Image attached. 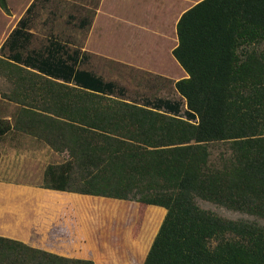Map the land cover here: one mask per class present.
I'll return each instance as SVG.
<instances>
[{"label": "trees", "instance_id": "obj_1", "mask_svg": "<svg viewBox=\"0 0 264 264\" xmlns=\"http://www.w3.org/2000/svg\"><path fill=\"white\" fill-rule=\"evenodd\" d=\"M7 3L0 0L9 11ZM177 33L173 54L189 76L176 88L187 117L181 102L147 106L115 82L76 75L73 57L52 43L66 59L50 58L42 72L0 56L10 84L1 98L18 104L0 117V139L20 132L68 154L47 166L45 188L138 202L134 232L147 211L150 227L156 223L149 206L166 208L144 264H264V225L198 203L264 218V0H201L182 14ZM81 74L94 83L80 82ZM96 207L101 218L104 206ZM0 264L95 262L0 236Z\"/></svg>", "mask_w": 264, "mask_h": 264}, {"label": "crops", "instance_id": "obj_2", "mask_svg": "<svg viewBox=\"0 0 264 264\" xmlns=\"http://www.w3.org/2000/svg\"><path fill=\"white\" fill-rule=\"evenodd\" d=\"M38 1L8 0L9 11L0 6V56L42 72L43 62L50 58L51 62L52 59H66V53L58 52V56L52 53L53 44H57V49L62 46L58 42L49 41V38L47 46L35 48L33 40L36 35L43 38L46 31H38L40 34L35 31L37 18L34 13ZM199 1L201 0H106L108 7H104L102 11L105 3V0H102V7L98 5L92 17L81 16L74 24L80 29L90 26L91 49L86 51L82 46L81 50L76 49L73 54V50H67L65 47L68 56L71 55L70 58L73 57L75 61L76 75H79L80 71L94 74L92 69L83 67L89 53L104 57L109 55L93 47L96 39H100L102 43V38H121L119 45L128 44L129 48L136 46L137 52L145 54L148 58L156 56L158 66H152L149 62H145V65L130 62L125 60V54L121 62L128 63L127 65L135 70L148 72L146 80L157 78L153 81L154 84L158 78L164 81L163 78L172 79V75L179 76L174 80V87L178 92L176 82L189 75L173 54L179 44L177 24L182 14ZM158 2L163 4L161 6L167 12L173 9L171 18H160L157 14L150 18L145 17L149 6L147 3L155 5ZM144 9L146 12L143 14ZM103 15L105 18H102ZM41 22V25L45 26L44 20ZM91 63L93 64L92 61ZM168 64L174 66V71L171 69L174 73H171ZM95 73L97 77L104 78ZM151 73L155 76H151ZM84 76H79L80 82L90 86L87 84L89 76ZM89 82L94 83L92 80ZM70 83L77 84L76 81ZM121 87L117 85V88ZM161 90L159 86L158 91ZM25 136L28 135L13 131L0 139V236L19 240L58 255L91 259L95 264H144L167 213L166 208L149 206L151 214L157 216L156 223L150 227L152 220L148 218L147 211L142 225L134 232L139 208L136 201L62 191L34 184L36 180L28 177L33 175L32 160L43 163V158H50L52 149L49 145H42V142L26 143L23 141ZM8 151L12 162L1 165L8 157ZM97 204L104 206L101 218L94 207ZM112 206L119 209L115 214L109 212L113 210Z\"/></svg>", "mask_w": 264, "mask_h": 264}, {"label": "rangeland", "instance_id": "obj_3", "mask_svg": "<svg viewBox=\"0 0 264 264\" xmlns=\"http://www.w3.org/2000/svg\"><path fill=\"white\" fill-rule=\"evenodd\" d=\"M101 1L102 0H39L34 13L35 18H37L35 20L34 27L36 32L43 29H46V31L44 33L45 37L43 38H39L40 35H36V38L33 40L35 48H39V46H47V39L49 38V41L53 43L58 42L62 47H66L67 50H81V47L83 46L85 47L86 51H89L91 49L92 39L90 34V26L84 29H80L74 24L75 20L80 19L81 16H87L88 18L92 17L96 12V7L98 5L101 6ZM196 1L197 0H195V2ZM147 5H149L147 7V12L146 9L143 10V14L146 12L145 17L150 18L154 14H157V16L159 15L160 18H171L173 16V9H171L170 12H167V10L161 6L163 4L159 2L155 5L147 3ZM159 5L160 7H158ZM104 7H108L106 0L105 3H103L102 11L104 10ZM102 18H105L104 15L102 16ZM41 20H44L45 26L41 25ZM102 39V43L101 41H99L100 39H96L94 41L93 47L103 53H109V55H106V57H104L103 55L89 53V58H87V60L84 62L83 67L92 69L98 74H101L105 78H103L105 81L113 80L117 83V85H121L124 93L123 95L128 100H132L134 102L141 103L147 106H155L154 104H152V102H157L159 97L164 100L181 102V112L179 113V115L187 117L186 99L183 98L174 87V80H176L179 76L172 75L174 76V78H163L162 80L164 81H160V79L158 78V81L154 84L153 81H155V79L157 78H152V81L146 80V77L149 74L148 72H142L130 68L129 65H127L128 63L124 64L121 61L123 60V55L125 54V60H130V62L144 65L145 62H149L152 66L156 65L157 67L158 59L156 56H149L148 58L145 54L138 53V48L136 46L134 47L132 45V47L129 48L128 44H123V46L119 45L121 43V38ZM96 42L98 43L96 44ZM55 54L58 53L55 52ZM108 58H111L112 60ZM91 61L94 65L91 63ZM86 64H89V66ZM168 65L170 71L171 69L174 71V66H170V64ZM173 71H171V73H174ZM95 72L94 74L97 75ZM150 75L155 76L152 75V73ZM149 84L151 86H149ZM159 86L162 88L161 92L158 91ZM9 87L10 84L7 82L6 77L0 76V117H11L18 107V104L1 98V93L3 91H7ZM116 95L121 96L119 92H117ZM25 137L26 138L23 141H25L26 143L36 141L42 142V145H44L45 147L47 146V144H45L43 141L38 140L31 135ZM67 155V153H58L52 149L50 158H43V163H39L35 159H33L31 162V164L33 165L31 174L33 175L28 177L36 180L35 182H33L34 184L44 186L45 180L43 177V173L48 166L47 164H60L67 159ZM11 162L12 160H10L8 151V157H6V159L2 161L1 165H6ZM198 203L203 208L213 210L224 217H228L231 219H245L249 221H256L261 225H264V218L229 209L225 206L218 205L203 199H198ZM94 207L95 209H97L96 205H94Z\"/></svg>", "mask_w": 264, "mask_h": 264}]
</instances>
